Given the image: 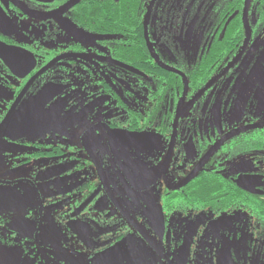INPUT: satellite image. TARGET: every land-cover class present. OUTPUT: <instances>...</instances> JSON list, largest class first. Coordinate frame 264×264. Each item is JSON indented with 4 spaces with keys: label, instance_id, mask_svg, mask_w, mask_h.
<instances>
[{
    "label": "flooded vegetation",
    "instance_id": "1",
    "mask_svg": "<svg viewBox=\"0 0 264 264\" xmlns=\"http://www.w3.org/2000/svg\"><path fill=\"white\" fill-rule=\"evenodd\" d=\"M70 1L0 0V264L264 262V0Z\"/></svg>",
    "mask_w": 264,
    "mask_h": 264
},
{
    "label": "rangeland",
    "instance_id": "2",
    "mask_svg": "<svg viewBox=\"0 0 264 264\" xmlns=\"http://www.w3.org/2000/svg\"><path fill=\"white\" fill-rule=\"evenodd\" d=\"M260 61L258 60L257 67L261 66ZM197 229L201 230V235L197 238L199 246H224L227 255L230 252L231 254H235L237 258L249 260L250 264H264L258 258L247 257L242 251V246H257L248 232L244 214H234L223 217L220 220L200 218L192 224H186L184 227L185 234L177 236L178 238H182V246H186V243L191 240V235ZM197 258L201 259L200 256Z\"/></svg>",
    "mask_w": 264,
    "mask_h": 264
},
{
    "label": "water",
    "instance_id": "3",
    "mask_svg": "<svg viewBox=\"0 0 264 264\" xmlns=\"http://www.w3.org/2000/svg\"><path fill=\"white\" fill-rule=\"evenodd\" d=\"M76 1H77V0H71V1L68 3L67 7H70L72 4L76 3Z\"/></svg>",
    "mask_w": 264,
    "mask_h": 264
}]
</instances>
